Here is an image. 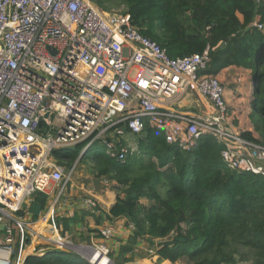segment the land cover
I'll return each instance as SVG.
<instances>
[{"label":"built area","instance_id":"obj_1","mask_svg":"<svg viewBox=\"0 0 264 264\" xmlns=\"http://www.w3.org/2000/svg\"><path fill=\"white\" fill-rule=\"evenodd\" d=\"M208 62V49L171 58L128 12L105 11L93 0H0V264H27L55 248H77L90 264L114 263L111 226L101 229L100 242L78 247L61 235L55 210L69 178L55 151L101 142L123 162L138 149L122 139L152 125L184 150L212 136L224 144L228 168L264 177V146L228 122L226 86L204 73ZM190 91L208 98L213 112H179ZM56 190L37 218L27 209L19 215L34 193L50 200ZM85 204L97 207L92 199Z\"/></svg>","mask_w":264,"mask_h":264},{"label":"trees","instance_id":"obj_2","mask_svg":"<svg viewBox=\"0 0 264 264\" xmlns=\"http://www.w3.org/2000/svg\"><path fill=\"white\" fill-rule=\"evenodd\" d=\"M93 1L105 11L124 5L132 22L171 58L208 49L206 74L218 76L230 66L251 69L250 118L259 137L252 131L240 135L264 146V0ZM139 140L138 150L123 162L109 155L101 142L85 155L94 163L97 176L114 182L117 197L108 219L126 217L135 225L128 241L111 252L116 264L134 261L140 238L152 244L158 241V264L165 260L237 264L247 259L264 264L262 175L228 168L222 157L224 144L209 135L184 150L147 125ZM85 145L55 151L54 157L59 164L71 166ZM144 198L152 204L146 211L141 208ZM48 200L47 193L38 191L26 209L37 218ZM51 253L30 256L26 263L90 264L73 249L55 248Z\"/></svg>","mask_w":264,"mask_h":264},{"label":"crops","instance_id":"obj_3","mask_svg":"<svg viewBox=\"0 0 264 264\" xmlns=\"http://www.w3.org/2000/svg\"><path fill=\"white\" fill-rule=\"evenodd\" d=\"M244 72L249 76L248 87L251 89L253 71L244 67L230 66L220 72L218 78L226 86V99L229 107L228 122L232 120V126L237 132L252 131L255 137H259L253 129L250 118L252 112L251 91L247 95H241L242 90L234 91L233 84H239L236 74ZM236 92V96L233 93ZM179 112L184 115H205L213 112L214 108L211 101L199 95L195 91L188 92L180 103L176 106ZM139 136L126 135L122 139L123 144L138 139ZM139 148V147H138ZM76 188V187H75ZM71 185V191L62 195L56 207V220L63 236H69L72 245L87 244L89 242H100V231L102 228L111 226L114 229V236L109 240L112 250H116L120 245L126 243L132 233L130 230L131 221L126 217L108 219L107 215L111 206L115 203L117 192L113 189L103 190L102 192H93L81 194ZM83 188V187H81ZM86 190V189H84ZM92 199L97 207L91 208L85 204V200ZM147 207L152 204L146 199L141 200ZM99 207V208H98ZM147 240L139 239L136 257L133 264H158V256H149L147 251ZM117 254V252H115ZM148 255L140 258L141 254ZM84 254V253H83ZM81 255V254H80ZM82 257V255H81ZM160 264H172L165 260Z\"/></svg>","mask_w":264,"mask_h":264},{"label":"rangeland","instance_id":"obj_4","mask_svg":"<svg viewBox=\"0 0 264 264\" xmlns=\"http://www.w3.org/2000/svg\"><path fill=\"white\" fill-rule=\"evenodd\" d=\"M124 7H125L124 5L112 6L110 12L122 11L124 9ZM236 77H237V81H239V84H233L234 91H238V90L243 89V92L241 95H247L251 91V89L247 85V84H249V79H250L249 76H246L244 74V72H241V73H237ZM250 82H251V79H250ZM233 95L236 96V92H234ZM231 122H232V120H231ZM128 144H130L133 147V149H136V148L138 149V147L140 145V140H139V138L133 139L131 142H128ZM85 147H86V145H85ZM85 147L82 151L79 152V157L72 163L71 166H69V164H67L65 162H63L64 165L61 164L64 167L66 176L69 178V180L66 184L65 190H64V194H66V193L68 194L71 191V185L74 186V188L76 187L75 189H76V191H78V193H81V194L85 193V195L89 193V190H91L93 192H102L103 190L105 191V190L114 188V182L111 179H108L106 177H99L96 175V173L94 171V163L85 157L86 152L88 151ZM81 187H83V188H81ZM84 189H86V190H84ZM57 194H58V191L57 190L54 191V194L51 196V198L48 202L49 205L52 203L51 201H53V199L54 200L56 199ZM163 195H164V192H163ZM31 201L32 200L26 201V203L24 204V206L22 208V213L27 208V206L30 205ZM141 208L143 209V211H146V210H144V208L146 209L148 207L144 203H142ZM134 227H135V225H134ZM131 231L133 232V230H131ZM61 235H62V233H61ZM91 243L92 242H89L87 244H91ZM157 243H158L157 240L153 244L150 243L148 240L146 242L147 251L149 250V248H154L153 253L155 254V251L157 249V245H156ZM87 244H84V245H87ZM245 261L252 263V259H247ZM113 264H116V263H113ZM125 264H133V263H125ZM177 264H187V263L185 261H180Z\"/></svg>","mask_w":264,"mask_h":264},{"label":"water","instance_id":"obj_5","mask_svg":"<svg viewBox=\"0 0 264 264\" xmlns=\"http://www.w3.org/2000/svg\"><path fill=\"white\" fill-rule=\"evenodd\" d=\"M81 144V143H80ZM79 145V144H78ZM86 152V151H85ZM75 246H80V245H75ZM76 253H79V254H81V255H83V256H85V254H83V252H81V251H79L77 248H75V249H73ZM87 257V256H86ZM115 263V262H114Z\"/></svg>","mask_w":264,"mask_h":264}]
</instances>
